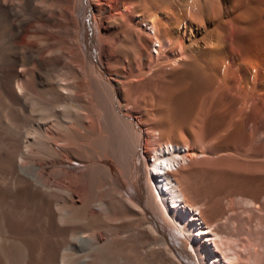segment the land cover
<instances>
[{"label":"bare ground","instance_id":"1","mask_svg":"<svg viewBox=\"0 0 264 264\" xmlns=\"http://www.w3.org/2000/svg\"><path fill=\"white\" fill-rule=\"evenodd\" d=\"M0 264H264V0H0Z\"/></svg>","mask_w":264,"mask_h":264},{"label":"rangeland","instance_id":"2","mask_svg":"<svg viewBox=\"0 0 264 264\" xmlns=\"http://www.w3.org/2000/svg\"><path fill=\"white\" fill-rule=\"evenodd\" d=\"M153 157L150 158V161L148 162V164H150V162L152 161ZM149 168V165H148ZM185 242V243H184ZM182 245V246H181ZM180 248L184 249L185 253H187V256L190 258L194 257V260L197 262L198 258H197V254L192 246V243L189 242L187 239L182 242V244H180Z\"/></svg>","mask_w":264,"mask_h":264}]
</instances>
